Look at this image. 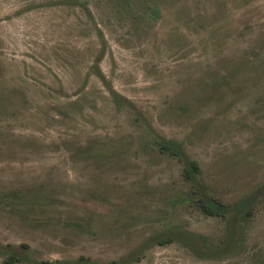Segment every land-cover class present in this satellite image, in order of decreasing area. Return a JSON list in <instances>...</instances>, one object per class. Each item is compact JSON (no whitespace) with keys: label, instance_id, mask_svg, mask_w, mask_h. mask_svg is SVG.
<instances>
[{"label":"rangeland","instance_id":"1","mask_svg":"<svg viewBox=\"0 0 264 264\" xmlns=\"http://www.w3.org/2000/svg\"><path fill=\"white\" fill-rule=\"evenodd\" d=\"M8 250L264 264V0H0Z\"/></svg>","mask_w":264,"mask_h":264},{"label":"trees","instance_id":"2","mask_svg":"<svg viewBox=\"0 0 264 264\" xmlns=\"http://www.w3.org/2000/svg\"><path fill=\"white\" fill-rule=\"evenodd\" d=\"M163 147V145H161ZM168 151H171L172 152V149L171 148H168ZM188 163L190 164V166L196 170L198 168L195 160H192V159H189L188 160ZM182 173L185 177H187L188 175V172H187V169L185 166H183L182 168ZM197 205L199 207L200 210H202L203 212L205 213H209V214H219L221 215L222 212L224 211L225 209V205L224 203H222L221 201H219L218 199H215L213 201L212 204L210 203H207L206 201H204L203 199L201 198H198L197 199ZM171 238L168 237V236H164V237H160L158 238V242H163L165 240H170ZM111 262H115L114 259L110 260ZM1 262L2 264H26L25 262L21 261V259L19 258V256L11 251V250H8L2 257H1Z\"/></svg>","mask_w":264,"mask_h":264}]
</instances>
